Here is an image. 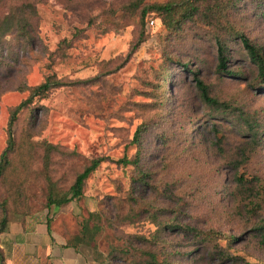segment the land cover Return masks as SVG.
Masks as SVG:
<instances>
[{"label": "rangeland", "instance_id": "obj_1", "mask_svg": "<svg viewBox=\"0 0 264 264\" xmlns=\"http://www.w3.org/2000/svg\"><path fill=\"white\" fill-rule=\"evenodd\" d=\"M175 1L0 0V23L19 5L36 9L33 44L21 50L12 40L19 64L0 75V157L10 109L49 77L63 83L19 116L15 132L26 142L0 198L13 221L42 217L65 243L97 213L90 225L102 230L93 248L81 249L98 264H148L151 254L158 263L264 264V133L253 139L235 118L211 120L194 78L176 65L190 64L221 102L264 123V86L239 39L264 51V0L208 1L172 33L154 13L141 22L144 7ZM142 31L146 41L128 58ZM217 38L230 48L229 70L243 77L219 74ZM167 69L177 85L163 86ZM143 126L140 146L133 144ZM44 143L55 149L49 160ZM98 158L105 161L81 201L46 207L50 179L68 191ZM163 224L215 231L218 239L198 245L160 232Z\"/></svg>", "mask_w": 264, "mask_h": 264}, {"label": "trees", "instance_id": "obj_2", "mask_svg": "<svg viewBox=\"0 0 264 264\" xmlns=\"http://www.w3.org/2000/svg\"><path fill=\"white\" fill-rule=\"evenodd\" d=\"M211 0H178L172 3L167 4H157L146 6L142 9L141 12V22L144 23L146 17L149 14L154 13L157 16V19L165 22L166 28L170 33L180 31L181 26L186 21L194 19V17L200 12L202 5ZM235 0H228V3L231 4ZM239 1V0H236ZM142 1H138L136 4L133 2L128 7L130 10L137 9L141 6ZM36 16V9L34 5L25 3L23 5L17 6L12 12L7 15L2 22L0 23V75L5 74L6 72L12 70L15 65L19 64V56L15 53L16 48L25 50L29 45L33 44V33L35 32L34 18ZM155 17H149L147 25ZM145 32L139 34L137 42L132 46L128 58L132 57L141 45L146 41ZM240 42L243 45V48L247 52V57L252 64L257 68L260 75V84L264 86V51L262 48L257 45L252 44L245 36H239ZM12 40L17 41L16 48L12 47ZM216 48L218 56V72L223 76L241 78L243 77L240 74L238 69L236 71L229 70V57L230 48L225 40L220 38L216 39ZM14 64V66H13ZM179 67L183 68V71H187L189 75L194 78V82L199 91L201 101L206 105L209 110V118L211 120H216L220 118L222 120L235 118L234 120L240 124L243 123V129L249 134L253 139H258L260 135L264 133V123L259 124L257 120H254L249 114H247L244 108L234 107L229 102H221L217 97L212 93L211 87L206 84L202 79L199 71H195L190 68V64L185 63H176ZM170 70L167 69L164 72L165 77L162 79L165 84L170 85ZM178 81H175V84L171 83V86L177 85ZM63 86L61 81L55 80L54 78H47V80L33 88H30V96L28 99L24 100L17 107L10 109V120L7 125V147L3 151L0 157V184L1 181L5 179L9 173V169L13 166V160L16 154H20L24 150V142L26 139L19 140L16 132L15 126L17 125L19 116L30 109V106L33 104L34 100L46 98L53 90ZM237 113V114H236ZM147 126L140 128L133 139V144L140 146L141 138L144 132L147 131ZM213 132L216 135H219L220 131L216 130L214 125ZM221 133V132H220ZM21 141V142H20ZM262 142H264V137ZM44 148L46 151V159L49 160L50 155L55 149L49 144L44 143ZM139 154L137 155V157ZM137 160V159H136ZM105 161L103 158L94 159L91 161L90 165L85 167V169L80 172L73 184L71 185L68 191L60 190L56 184L50 179L49 180V191L47 194L46 207L48 209L55 208L60 209L74 201H81L84 198V191L89 178L99 169L101 164ZM137 161H129L124 159L121 161L124 165H129ZM48 163V162H46ZM134 163V164H135ZM142 183V181H140ZM0 264H7L6 256L4 250L1 247V236L8 230L10 224V213L7 207V201L0 198ZM23 218L32 217L33 215H21ZM98 218L97 213H90L89 218L83 223L82 233L76 236L72 241L66 243V248H74L79 250L81 247L93 248L95 237L100 233L102 227L100 225H93L91 223L93 219ZM48 231L52 233L51 221L48 220ZM160 227V232H165L169 230L170 232L177 231V233L185 234V238H189L190 242H197L198 245L203 244H212L216 239H218V234L215 231L203 232L194 227L186 226L182 227L178 224H163ZM262 232L263 229H258L257 232ZM159 232V233H160ZM159 238V234L156 235V239ZM216 246V245H215ZM221 256H224V253H220ZM95 259V258H94ZM96 260V259H95ZM97 261V260H96ZM98 262V261H97ZM148 264H171L168 261L163 263H158L154 255H150L148 259Z\"/></svg>", "mask_w": 264, "mask_h": 264}, {"label": "crops", "instance_id": "obj_3", "mask_svg": "<svg viewBox=\"0 0 264 264\" xmlns=\"http://www.w3.org/2000/svg\"><path fill=\"white\" fill-rule=\"evenodd\" d=\"M13 221L1 236L7 264H98L91 252L66 248V243L50 235L42 217Z\"/></svg>", "mask_w": 264, "mask_h": 264}, {"label": "built area", "instance_id": "obj_4", "mask_svg": "<svg viewBox=\"0 0 264 264\" xmlns=\"http://www.w3.org/2000/svg\"><path fill=\"white\" fill-rule=\"evenodd\" d=\"M155 26H156V21L155 19H152L148 24V28L151 29L154 28Z\"/></svg>", "mask_w": 264, "mask_h": 264}]
</instances>
